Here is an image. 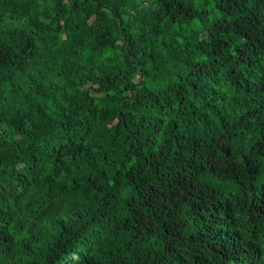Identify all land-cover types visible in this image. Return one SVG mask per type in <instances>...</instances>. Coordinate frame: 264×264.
Here are the masks:
<instances>
[{
	"label": "trees",
	"instance_id": "16d2710c",
	"mask_svg": "<svg viewBox=\"0 0 264 264\" xmlns=\"http://www.w3.org/2000/svg\"><path fill=\"white\" fill-rule=\"evenodd\" d=\"M0 264H264V0H0Z\"/></svg>",
	"mask_w": 264,
	"mask_h": 264
}]
</instances>
